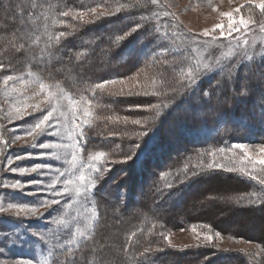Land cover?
I'll return each mask as SVG.
<instances>
[{"label":"trees","instance_id":"obj_1","mask_svg":"<svg viewBox=\"0 0 264 264\" xmlns=\"http://www.w3.org/2000/svg\"><path fill=\"white\" fill-rule=\"evenodd\" d=\"M116 1L0 0L4 37L11 38L7 40L17 54L9 62L37 72L75 98L97 101L99 105L94 116L100 113L101 117L121 111L128 106V99L121 95H96L90 92L92 86L125 77L138 67L159 63V60L170 67L162 66L159 70L162 74L168 73L167 69L170 73L175 69L185 71L183 67L193 62L194 55L172 42L174 35L164 30L165 24L161 23L158 13L147 0H129L121 3L119 12L116 9L88 23L74 22L76 12L88 11L98 5L116 4ZM65 12L69 15L64 16ZM67 23L73 26L67 27ZM137 25L140 27L136 28ZM134 28L136 30L133 31ZM99 30L103 35L98 33ZM256 64L264 68V57ZM254 70L251 69L247 75L240 74L239 78L247 83L241 96L235 97L233 93L235 87L237 95L242 89L240 83L234 85L238 75L229 77L227 71L210 74V82L219 76L222 79L214 86L209 84L206 94H201L206 85L203 87V83L200 84L202 87L188 91L185 96L182 93L185 87H182L178 94H174L178 99L169 104L165 98H156L159 94L151 93L154 100L162 103V110L151 120L146 117L147 122L142 126L145 127L144 134L131 137L128 123L91 120L83 130L82 154L85 157L89 151L100 147L114 155L126 156L132 151L133 154L123 162L113 163L111 170H105L104 163L100 165L92 194L97 211L94 226L76 245L57 249L51 264H221L218 259L225 257L224 253L207 252L209 248H195L189 254L168 248H151L158 238L153 234L146 236L147 231L155 227L166 229L172 226L171 222L178 218V213L174 210L166 215L162 213L192 201L191 191L197 185L205 187L201 196H211L209 194L215 192L217 196L226 198L228 193H232L228 197L236 204L230 210L229 216L233 219L229 226L227 224L228 232L244 235L241 230L245 226L235 218H250L253 220H249L250 228L258 233L264 248V187L242 176L206 169V164H197L191 159L200 150L209 148L221 154L232 141L248 138L264 141V89L260 86L264 83V70ZM112 128L117 132L107 133ZM178 134L182 137L183 151L178 155H171L169 151L165 153L167 141L173 136L178 137ZM149 177V184L142 187L141 182ZM112 178L114 181L123 179L130 184L114 187L110 182ZM109 183L112 184L109 188L114 190L110 191L116 195L106 191ZM133 185L141 186L140 193H136ZM251 191L260 196L248 195ZM119 196L125 197V206L119 213L125 218L122 224L115 223L114 216L122 201ZM157 201L161 203V212L151 210ZM132 203L136 205L134 214H130L134 208L129 207ZM221 212L218 207L213 211H202L201 223L216 226ZM183 220L187 225L193 219L185 213ZM111 235L116 240L108 243ZM235 260V264L242 263L239 258Z\"/></svg>","mask_w":264,"mask_h":264},{"label":"rangeland","instance_id":"obj_2","mask_svg":"<svg viewBox=\"0 0 264 264\" xmlns=\"http://www.w3.org/2000/svg\"><path fill=\"white\" fill-rule=\"evenodd\" d=\"M128 1L117 0L116 4L98 5L88 11H78L73 15L74 22L88 23L96 17L105 16L113 13L116 9H121V3ZM147 1L150 2L149 6L158 13L161 23L165 24L164 30L170 31L174 35L172 42L178 47L187 48L189 52H192L194 55L193 62L185 64L183 67L185 71L175 69V72L170 73L168 71L170 67L166 65L167 63L159 60V63L142 65L125 77L101 83L105 85L103 89L97 88L98 84L92 86L90 92L96 93V95L102 93L113 96L121 95L128 99V106L124 109L115 112L113 115H104L103 117L100 113H96L94 116V110L99 105L97 101L91 98H75L58 85L43 76L41 77L37 72L22 68L18 63L9 62L17 54L16 50L11 49V44H9L8 40L11 38L5 39L4 36L6 35L3 31L5 25H2L0 20V65H2L0 67V208L5 209V211L0 212V264H51L57 249L76 245L92 230L97 218L92 194L100 165L104 163L106 164L105 170H111L110 167L113 163L124 161L128 157L131 158L133 151L126 156L119 155V153L114 155L108 152V149L100 147L89 151L85 157L82 154L83 138L80 137L79 133L81 130L83 132L91 120L95 118L96 121L107 119L110 123H128L131 126L130 136L133 137V135L143 133L145 127L142 126L147 122L146 117L151 120L162 110V103L154 100L152 98L154 96L150 95L151 93L159 94L156 95V98H165L169 104L176 101L177 95L174 94H178L182 87H185V91H187L182 92L185 96L188 91H195L198 86L202 87L200 84L203 83V87L206 85L201 94H206L209 84H217L222 79L219 76L210 82V74L214 75L217 72L227 71L229 77L238 75L235 76L234 85L237 86L240 83L242 89L237 95L234 92L235 87L233 93L235 97L241 96L244 85L246 87L247 83L239 78L240 74L247 75L251 69H255V72L264 70L263 67L256 64L258 61L262 62L264 57V11L257 7L260 0ZM225 13H230L233 20L236 21L243 16L249 20V26L247 28L241 26L239 32L229 34V18L224 15ZM81 14L83 15L81 16ZM217 24L223 26L225 33L223 37L220 35L221 29L215 27ZM66 26L71 27L73 24L67 23ZM98 33L103 35L100 30ZM162 66L168 68L166 70L168 73H160L159 70ZM241 67H243L242 71ZM9 76L13 79L7 80ZM42 84L44 85L43 88H41ZM260 86L264 89L263 82L260 83ZM171 96L173 97L171 98ZM72 102L76 103L73 104ZM85 110L88 112L87 116L84 115ZM73 111L76 114L75 124L81 125V128H76L72 133L79 141V146L75 149L77 157L75 163L72 161L74 150L71 145L76 140L69 135L75 127ZM48 112H53V119L47 129L33 139L32 136L28 135V132ZM149 113L150 115H148ZM85 119L88 121L87 124L82 123ZM135 120L140 121V124H133L132 121ZM231 122L233 123L232 120ZM57 127L60 129L59 133L53 134ZM116 132L113 128L107 131L110 134ZM248 135L250 136V134ZM246 138L248 137L246 136ZM181 141V135L173 136L167 141L169 143L164 148L165 153L166 151H169L171 155L181 153L183 151ZM45 143L68 145V147L52 149L39 147ZM237 144L245 145L249 156L254 160L258 161L264 155L259 151L261 147H264V141L248 138V140L238 142L232 141L229 148L221 154L213 148H209L208 150H200L196 153L197 156L193 155L195 159L193 156L191 159L194 163L206 164V169H209V164L221 165L222 167L219 169H212L222 170L234 176H242L261 185L258 180L264 179V165L256 163L253 166L247 160L242 161L241 157L244 156V150L236 148L235 145ZM97 151L104 152L105 157L100 162H94L96 169L87 167L89 164L88 157ZM42 152H46L47 155L39 156V153ZM22 156L28 157L16 159V157ZM9 160L12 161L11 164H9ZM36 164L49 165L50 168L24 175L10 171L11 168H31ZM241 167L246 168L251 175L242 174L239 171H226L228 168L239 169ZM81 170L91 181L92 187L77 194L76 186L69 184L67 185L68 192L56 196V192H63L66 187L65 181H74L80 175ZM43 171L46 174L41 175L40 173ZM252 176H256L258 179H252ZM213 178L208 179L212 180ZM122 180L114 181L112 178L110 182H113L114 187L124 186L123 183L125 186L130 184ZM146 180L144 183L141 182L142 187L149 184L150 177ZM17 181L25 187L22 189L5 187V185ZM31 181H43V183H29ZM48 185H52L51 190L48 189ZM109 185L110 183L105 187L106 191H114L109 188ZM261 186L264 187V185ZM134 187L136 193H140L141 186L135 185ZM203 189L205 187L197 185L191 191L194 198L192 201L185 202L186 200H184L185 203L172 209L169 208L165 213H162L166 215L174 210L173 212L178 213V218L171 222L172 226L166 229L155 227L147 231V237L153 234L158 238L151 248H168L186 251L187 254L195 248H209L210 250L207 252L212 251L213 254L224 253L226 255L218 259L221 264H235V258L241 259V264H264V248L260 243V236L256 231L251 230L249 225L250 221H253L252 219L246 218L245 220L243 217L236 216L235 220L240 219L245 226L241 230L244 235L228 232L230 231L228 227L231 224L230 220L233 219L232 216H229L231 215L230 210L232 205L236 204L228 197L232 193H228L226 198H221L219 194L217 196L215 192L210 193L211 196L204 194L201 196ZM112 193L117 194L116 192ZM248 195L260 196V194L254 195L252 191ZM120 198L122 201L119 210H115L114 216L115 223L122 224L125 218L121 217L119 213L125 206V197L121 196ZM232 198L236 200L235 197ZM45 199L48 201L56 199L59 203L45 209L41 207ZM142 201L145 202L143 198ZM160 204V201H157L151 210L161 212ZM9 205H28L36 208L37 214L25 216L24 213H21L20 216H17V210L10 208ZM134 206L136 207L133 203L129 205L132 208ZM135 207L130 214L135 213L133 211L136 209ZM215 207L222 211L218 216L220 222L215 223L216 226L201 223L200 213L207 210L213 211ZM185 213L193 219L187 225L183 220ZM255 214L260 216L259 213ZM208 236L212 238L210 241L206 239ZM109 237L111 238L108 243L116 240L112 235Z\"/></svg>","mask_w":264,"mask_h":264},{"label":"snow or ice","instance_id":"obj_3","mask_svg":"<svg viewBox=\"0 0 264 264\" xmlns=\"http://www.w3.org/2000/svg\"><path fill=\"white\" fill-rule=\"evenodd\" d=\"M257 7L260 8L262 11H264V0H260V2L257 4ZM119 11H120V9H117V12H119ZM237 11H239V10H237ZM63 15L64 16H68L69 13L65 12V13H63ZM82 15L83 14H81V16ZM224 15L228 16V18H229V24H228V32H229V34L234 33V32H239L241 26H243L244 28H247L249 26V23H250L249 20H246L243 16H241L239 18V20L236 21V20H233V17H232V15L230 13H225ZM139 27L140 26L137 25L136 28H139ZM215 27L218 28V29H221L220 35L223 37L225 35L224 30H223V26L220 25V24H217ZM136 28H134L133 31L136 30ZM205 35H207V33H205ZM121 39H123V37ZM0 67H2V65H0ZM11 79H13V77H11V76L7 77V80H11ZM104 86H105L104 84H98L97 88L103 89ZM43 87H44V85L42 84L41 88H43ZM72 103L75 104L76 102H72ZM84 115L85 116L88 115L87 110H85ZM52 119H53V112H48L46 115L43 116L42 119L39 120V122H37L35 124V126L31 129V131L28 132V135L32 136L33 139H35L41 132H43L45 129H47V127L50 124ZM75 120H76V114H75V111H73V123H74L75 127L73 128L72 132L69 133V135L72 136V138L74 140H76V137L73 136L72 133L75 131L76 128H81V125H76L75 124ZM82 123L83 124H87L88 123L87 119H85ZM132 123L136 124V125H139L140 121L135 120V121H132ZM53 127H55V126H53ZM59 131H60V129L57 127L56 128V132L53 133V134H58ZM79 135H80L81 138H84V134H83L82 130L79 133ZM78 146H79V141L78 140H76V142L71 145V147L74 150L73 151V156H72L73 163H75V161L77 159L76 154H75V149H77ZM39 147L44 148V149H52V148H60V147L67 148L68 145H59V144L45 143L43 145H39ZM235 147L238 148V149L244 150V156L241 157L242 161L247 160V162L249 164H252L253 166H255L256 163L264 165V155H262L259 158V160L257 161V160L252 159L249 156L245 145L237 144V145H235ZM259 151L261 153H264V147H261L259 149ZM46 155H47L46 152L39 153V156H46ZM28 156H31V154H28ZM28 156L16 157V159H22V158H26ZM104 157H105V153L104 152H100V151L95 152L93 155H90L88 157L89 164L87 165V167L92 168V169H96V163H94V162H100L102 160V158H104ZM57 158H59V157H57ZM128 158H130V157H128ZM121 162H123V160H121ZM11 163H12V161L9 160V164H11ZM221 167L222 166L218 165V164L217 165H212V164L208 165V168H210V169H212V168L219 169ZM49 168H50L49 165L36 164L34 167H31V168H28V167H21L19 169L11 168L10 171L19 172L21 175H24V174H30V173H33V172H37L40 169H49ZM226 171H228V172L239 171L242 174L251 175V173L244 167H241L239 169L228 168V169H226ZM40 174L44 175L46 173H45V171H43ZM61 175H63V173H61ZM251 178L252 179H258L256 176H252ZM258 182L261 185H264V179H259ZM29 183H41L42 184L43 181H39V182L31 181ZM69 184H74L76 186L77 194H80L82 190L87 191V190H89L92 187L91 181L86 177L85 173L81 170L80 175L78 177H76V179L74 181H65L66 187L63 189V192H56L55 195L56 196H60V195H63L64 193L68 192L69 189H68L67 185H69ZM5 187H9V188H12V189H22V188L25 187V185H23L21 182L17 181L15 183L10 184V185H5ZM48 189L51 190L52 189V185H48ZM40 190H43V189H40ZM58 203H59V201L56 200V199H52L51 201H48L47 199H45L43 201V203L41 204V207H44L46 209V208L50 207L51 205L58 204ZM9 207L10 208H15L17 210L16 211V215L17 216H20L21 213H24L25 216H28L29 214H33V215L37 214V209L33 208V207H29L28 205H9ZM3 211H5V209L0 208V212H3ZM165 239H167V237H165ZM206 239L210 241L212 238H211V236H208V237H206Z\"/></svg>","mask_w":264,"mask_h":264}]
</instances>
